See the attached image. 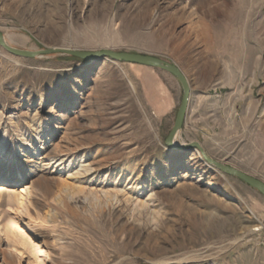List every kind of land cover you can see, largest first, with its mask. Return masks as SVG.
<instances>
[{
    "label": "rangeland",
    "instance_id": "374dc122",
    "mask_svg": "<svg viewBox=\"0 0 264 264\" xmlns=\"http://www.w3.org/2000/svg\"><path fill=\"white\" fill-rule=\"evenodd\" d=\"M0 33L20 50L177 67L189 85L177 143L264 183V0H0ZM181 99L157 68L0 46V264H264V196L166 145ZM54 156L152 193L158 221L93 212Z\"/></svg>",
    "mask_w": 264,
    "mask_h": 264
},
{
    "label": "water",
    "instance_id": "95a60500",
    "mask_svg": "<svg viewBox=\"0 0 264 264\" xmlns=\"http://www.w3.org/2000/svg\"><path fill=\"white\" fill-rule=\"evenodd\" d=\"M0 46L3 47L7 52L21 57H36L42 54H48L53 52H61L68 55L75 56L77 58L83 59V60H101V59H112L114 61H124L128 63L138 64V65H144L148 67L157 68L160 70H163L169 74H171L173 77L177 79L179 82L181 88H182V99L180 106L178 108L175 121L173 124V127L171 131L169 132L165 143L168 147L176 149V150H184V149H197L203 160L208 163L209 165L214 166L215 168L219 169L220 171L234 176L250 187L256 189L260 194L264 196V183L252 176H249L231 166L225 165L223 163H220L218 161H215L211 158H209L203 148L196 142L193 143H177V136L181 130L183 119L185 112L187 110L188 106V100H189V85L188 82L183 75V73L175 66L170 65L163 60L140 53H126V52H116L109 49H104L101 51H77V50H71V49H43V50H37V51H28V50H20L13 48L5 42V39L3 35L0 33Z\"/></svg>",
    "mask_w": 264,
    "mask_h": 264
},
{
    "label": "bare ground",
    "instance_id": "6f19581e",
    "mask_svg": "<svg viewBox=\"0 0 264 264\" xmlns=\"http://www.w3.org/2000/svg\"><path fill=\"white\" fill-rule=\"evenodd\" d=\"M16 131L18 136L19 129ZM20 140L25 141L23 137H21ZM63 159L64 158L61 156H54L51 158V163L52 165L56 164L60 166L61 171L69 167V165L65 167ZM80 161L75 164L72 169L69 167L71 170L67 172V177L77 182V192L80 193L83 201L86 202L88 208H91L93 212L103 213L104 211H108V213H111L114 210L123 209L124 214H126L133 223L146 222L154 224L158 221L160 210L156 209L158 207L156 203H152L154 200L152 199V193H149L144 199L139 200L138 194L133 195V192L128 190L125 186L116 185L114 182L109 183L108 181L104 183L100 181L98 175L94 173L95 168L90 164H83ZM9 173L7 169L5 173L0 175H8ZM16 176L18 177L17 181L25 179L20 173ZM88 176L90 177L88 178ZM117 252L116 250L114 255H116Z\"/></svg>",
    "mask_w": 264,
    "mask_h": 264
}]
</instances>
